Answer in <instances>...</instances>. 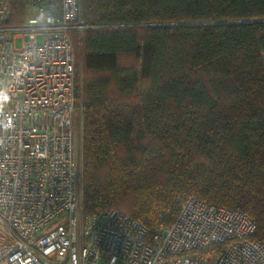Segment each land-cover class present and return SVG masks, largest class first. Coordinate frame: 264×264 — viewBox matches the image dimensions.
I'll return each mask as SVG.
<instances>
[{
    "label": "trees",
    "instance_id": "16d2710c",
    "mask_svg": "<svg viewBox=\"0 0 264 264\" xmlns=\"http://www.w3.org/2000/svg\"><path fill=\"white\" fill-rule=\"evenodd\" d=\"M79 17L82 213L153 230L195 196L264 240V0H79Z\"/></svg>",
    "mask_w": 264,
    "mask_h": 264
},
{
    "label": "built area",
    "instance_id": "2783aa9c",
    "mask_svg": "<svg viewBox=\"0 0 264 264\" xmlns=\"http://www.w3.org/2000/svg\"><path fill=\"white\" fill-rule=\"evenodd\" d=\"M43 1L28 0L36 12L11 23L0 0V264H264L246 213L195 196H178L175 219L153 230L115 207L82 213L81 79L69 31L90 25L79 0Z\"/></svg>",
    "mask_w": 264,
    "mask_h": 264
},
{
    "label": "rangeland",
    "instance_id": "374dc122",
    "mask_svg": "<svg viewBox=\"0 0 264 264\" xmlns=\"http://www.w3.org/2000/svg\"><path fill=\"white\" fill-rule=\"evenodd\" d=\"M9 2H10V0H8V5H9ZM25 9H26L25 10V16L21 21H23L27 16L32 15L33 13L36 12L33 8L28 7V5H25ZM21 21H19V22H21ZM8 22H11V23L13 22V14H12L11 6L9 8ZM76 33H78V32H76ZM21 44H22V36L15 39V46L16 47H20ZM74 47H75V43H74ZM77 128H78V135L80 137V130L82 129V123L80 124L79 121L77 122Z\"/></svg>",
    "mask_w": 264,
    "mask_h": 264
}]
</instances>
